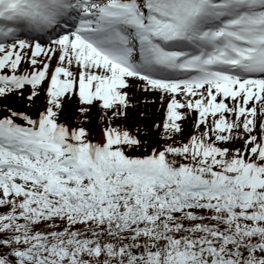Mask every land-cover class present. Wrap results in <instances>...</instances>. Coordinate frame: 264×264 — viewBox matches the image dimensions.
Returning <instances> with one entry per match:
<instances>
[{"label": "snow or ice", "instance_id": "obj_1", "mask_svg": "<svg viewBox=\"0 0 264 264\" xmlns=\"http://www.w3.org/2000/svg\"><path fill=\"white\" fill-rule=\"evenodd\" d=\"M10 96L0 264H264V0H0Z\"/></svg>", "mask_w": 264, "mask_h": 264}, {"label": "rangeland", "instance_id": "obj_2", "mask_svg": "<svg viewBox=\"0 0 264 264\" xmlns=\"http://www.w3.org/2000/svg\"><path fill=\"white\" fill-rule=\"evenodd\" d=\"M130 95L135 101V107L129 109L128 119L123 121V127L135 130L140 129V135L147 139L150 144H154L157 139V129L154 128L155 123H159L163 119V109L158 104L145 105L143 100L146 98L144 94L140 93L136 88L130 91ZM43 104V95L36 101V105L33 106L32 111L35 113L36 109ZM8 106L13 109H25L27 105L17 97L10 96L7 99H0V108ZM61 120L74 125L81 122V118L77 111V103L75 101L67 104L64 109V113L61 116ZM86 127L91 134H97L102 137V122L100 120V113L97 109H93L90 113V120L86 123ZM132 128V129H131ZM185 128L188 132L191 131V124H185Z\"/></svg>", "mask_w": 264, "mask_h": 264}, {"label": "trees", "instance_id": "obj_3", "mask_svg": "<svg viewBox=\"0 0 264 264\" xmlns=\"http://www.w3.org/2000/svg\"><path fill=\"white\" fill-rule=\"evenodd\" d=\"M70 125V124H69ZM132 129V128H131ZM130 130V129H129ZM91 133V132H90ZM92 138L97 141H102L103 138H100L97 134H91Z\"/></svg>", "mask_w": 264, "mask_h": 264}]
</instances>
